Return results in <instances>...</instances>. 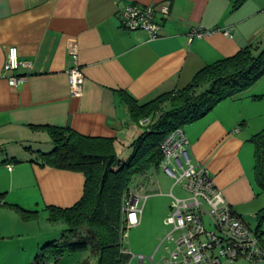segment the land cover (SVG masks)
Returning <instances> with one entry per match:
<instances>
[{"label":"crops","instance_id":"crops-1","mask_svg":"<svg viewBox=\"0 0 264 264\" xmlns=\"http://www.w3.org/2000/svg\"><path fill=\"white\" fill-rule=\"evenodd\" d=\"M131 3L157 10L161 26L157 38L123 24L122 10ZM162 5L169 8L168 14L158 11ZM199 26L227 29L231 36L219 31L190 39V30ZM262 30L264 0H0V163L6 164L9 174L8 182L0 186L4 194L0 197V264H32L41 245L51 238L47 233L41 241L34 232L22 231L19 216L3 205L21 206L5 200L10 192L18 198L31 190L47 211L49 206H74L83 196L82 173L35 161L33 147L41 150L38 143L46 135L51 140L45 128H71L87 137L112 139L115 145L129 138L133 141L141 131L137 128L146 127L150 118H144L145 124L133 121L128 97L141 105L182 89L205 66L257 44ZM10 47L17 49L20 60L32 64L31 69L10 73L26 76L15 86L4 73ZM72 48L77 49V63L84 74L79 95L71 92L69 84L68 71L75 66ZM255 85L222 100L183 131L192 162L209 170L231 209L245 223L253 219L257 228L256 214L264 208V194H259L255 183L250 140L258 133L250 120L262 100L254 98L259 94H251ZM151 176L150 172L145 179L151 181ZM153 187L156 193L158 187L155 183ZM146 195L140 205V223L133 228L144 223V205L159 199ZM155 207L148 216L163 208ZM262 236L259 242L264 249ZM220 264H264V259H222Z\"/></svg>","mask_w":264,"mask_h":264},{"label":"trees","instance_id":"trees-1","mask_svg":"<svg viewBox=\"0 0 264 264\" xmlns=\"http://www.w3.org/2000/svg\"><path fill=\"white\" fill-rule=\"evenodd\" d=\"M263 77L264 48L251 44L232 57L205 66L182 89L161 94L141 105L128 97L133 121L139 123L149 117L150 122L129 145L131 153L127 161L118 158L112 139L87 137L71 128H45L53 149L36 150L35 161L59 170L80 172L85 184L83 196L74 206L48 207L49 219L64 222L67 229L61 240L42 244L32 264H48L64 254L80 251H88L97 264H129L131 253L124 246L128 227L123 205L133 178H145L152 169L161 166L164 160L161 144L169 133L183 130L222 100L247 91ZM254 98L263 99V96L254 95ZM250 140L254 145L255 183L259 194H264V129ZM140 186L138 183L137 188ZM3 205L24 217L37 213L17 204L3 202ZM256 215L258 226L254 232L260 239L264 234L260 229L264 208Z\"/></svg>","mask_w":264,"mask_h":264},{"label":"built area","instance_id":"built-area-1","mask_svg":"<svg viewBox=\"0 0 264 264\" xmlns=\"http://www.w3.org/2000/svg\"><path fill=\"white\" fill-rule=\"evenodd\" d=\"M158 11L168 14L169 8L162 5ZM156 14L157 10L151 5L131 3L122 10V22L129 30H144L151 39H155L161 29ZM219 31L231 36L227 29H204L201 26L192 28L188 35L190 39L203 38ZM71 54L75 58V66L68 71L69 84L71 92L79 95L84 74L77 63V49L72 48ZM19 68L31 69L32 64L20 60L17 49L10 47L4 73L11 85L15 86L26 79L24 75H10ZM146 122L147 119L141 120V124ZM161 149L164 156L162 168L175 179V184L181 183L189 193L185 198H177L172 190L170 192L172 209L166 223L171 229L161 244L169 242L175 248L166 247L170 255L165 264H220L222 259L231 262L241 258L253 262L264 259V249L260 246L258 235L234 213L209 170L202 164L192 162L184 131L176 129L169 133ZM144 191L145 186L141 185L130 191L124 200L123 211L128 228L140 223V199H147L146 194L141 196Z\"/></svg>","mask_w":264,"mask_h":264},{"label":"rangeland","instance_id":"rangeland-1","mask_svg":"<svg viewBox=\"0 0 264 264\" xmlns=\"http://www.w3.org/2000/svg\"><path fill=\"white\" fill-rule=\"evenodd\" d=\"M257 42L258 43L255 44V46L257 45L259 46V48H264V30H262L259 33L257 37ZM251 94L252 95L253 94L263 95V99L259 101L258 103H256L257 104L256 110L254 109V112L250 120L252 129L255 130V132H260L264 129V77L258 83H256ZM141 128L142 127H139L137 129L143 130ZM130 140L132 141V139L129 138L125 140L123 144L117 143L115 145L116 153L118 155V158L121 161H127V159L130 156V153H131V150L129 147L131 143ZM39 144L41 145L40 147L42 148L41 149L42 151L48 152L51 149H53V144L47 135L45 138H42V142L38 143V145ZM251 146H252V155L254 158L255 157L254 146L253 144ZM33 149L38 150L40 148L33 147ZM23 150L24 149H22V151ZM22 151H20V153ZM27 154L30 155L31 153L27 151ZM253 160L255 162V158ZM19 164H18L19 166L13 165V164L12 165L22 168L21 163ZM151 175H152L151 181L148 180L149 178L145 179V178H140V176H135L130 185V191H131V190L137 189L138 183L144 184L145 191L142 192L141 196H144L145 194L150 193L151 197L154 198L156 196L159 199H152L149 201L148 205L145 204L144 205V213H145L144 223L138 228L137 227L128 228L126 232V238L124 239V246L127 247L129 252L131 253V260L129 264H140V262L141 264H164V260L168 258L169 253H170L167 248H170V249L175 248V245L170 244L169 242H165L161 244L163 238L165 237L167 232L170 231L171 229V226L166 223L167 216L170 214L169 211L171 212V209H172L171 206H172L173 199L170 196V192L172 190L174 196L177 198H185L189 196V193L186 190H184L182 184L181 183L175 184V179L169 176L161 166L158 168L152 169ZM8 177H9V174L7 172L6 164L0 163V186L2 183L8 182ZM153 183H155L156 186L158 187L156 193H155L156 187H153ZM5 184L3 185L5 186ZM0 189L2 188L0 187ZM10 194H11L10 198H8V195H7L5 200L18 201L17 203H19L26 210L37 211L35 216L24 217L19 212L14 210L13 208L11 209L13 210L12 212H14L15 216H19L18 220H21V222L24 223V225L20 226L22 231L26 232V230H28L29 232H34L35 236L37 238H40L41 241L46 239L47 233L51 234L50 240H61L62 239L64 230L67 229V225L62 221H51L49 219V213L47 210H45V205L42 204L41 198L38 196V194L37 195L35 193L31 194V190L30 192H27L24 196H20L18 198H14L16 196L15 195L16 193L10 192ZM143 204H144V198H141L140 205L143 206ZM152 206H156L155 208L157 210L158 208L163 207L162 209L164 210L159 209L157 213H154L153 215L148 216ZM167 208H169V211H167V214H166L165 210ZM5 219H9V217H5ZM12 220H17V219L14 218ZM245 221H246V225L250 229L252 230L256 229V222L253 219L249 221L248 220H245ZM208 228H211V227L209 226ZM15 235H16V232H15ZM19 235H20V232H19ZM15 238H13V240ZM66 239L71 241L70 237ZM153 255H155L154 261H151L150 258ZM48 264H97V262L95 258L90 257V253L88 251H80V252H75V253H70V254H64L59 259L51 260Z\"/></svg>","mask_w":264,"mask_h":264},{"label":"bare ground","instance_id":"bare-ground-1","mask_svg":"<svg viewBox=\"0 0 264 264\" xmlns=\"http://www.w3.org/2000/svg\"><path fill=\"white\" fill-rule=\"evenodd\" d=\"M135 31V30H134ZM22 69H25V68H22ZM20 70V69H19ZM14 72V71H13ZM17 72H18V69H17ZM15 74V73H14ZM19 74V73H18ZM23 75V74H22ZM162 167V166H161ZM142 185V184H141ZM144 186V185H143Z\"/></svg>","mask_w":264,"mask_h":264}]
</instances>
